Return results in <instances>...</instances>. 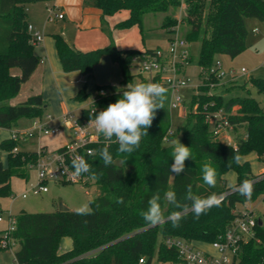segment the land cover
Segmentation results:
<instances>
[{
  "label": "trees",
  "instance_id": "1",
  "mask_svg": "<svg viewBox=\"0 0 264 264\" xmlns=\"http://www.w3.org/2000/svg\"><path fill=\"white\" fill-rule=\"evenodd\" d=\"M36 0H0V129L11 130L19 120L41 119L44 101L40 95L29 97L23 103L10 106L7 102L19 92L36 66L33 45L27 32L26 5ZM185 5L181 23L188 29L183 39L189 44L199 42V68L208 70L219 54L236 57L246 48L245 19L264 22V0H95L94 6L104 17L126 10L129 17L118 23L116 29L137 26L142 31V19L146 14L166 13ZM177 20L164 18L161 28L174 33ZM55 48L64 73L79 72L90 76L101 56H108L122 74L119 86L96 87L91 105L81 110L79 121L95 119L109 104L115 103L127 90V85L137 76L145 83V77L132 75V58L152 54L156 49L118 50L112 43L102 49L81 52L70 46L60 35H53ZM111 40V39H110ZM12 68L20 70V76L11 74ZM155 81L157 78L154 79ZM209 83H219L213 76ZM258 92L264 93V79H250ZM199 85L191 96L190 107L184 115V124L172 134L166 111L167 93L163 108L156 110L148 135L140 140L139 147L131 153L118 152L115 142L92 145L93 154L84 160L90 171L80 174L82 185L94 184L98 195L89 201L92 214L78 215L73 211L50 213H19L15 215V229L10 238L18 247L14 253L16 264H152L155 253L159 264H174L178 255L163 244L165 237H174L197 245H210L223 236L237 216V204L253 202L264 194V178L253 175L245 157L254 153L264 156V109L253 98H231L223 104L220 94ZM79 92L75 99H83ZM196 110L192 112V107ZM221 110L233 128L244 127L245 137L235 145L224 144L210 131L207 117ZM179 140L190 148L192 158L185 162L180 175L170 172L173 163L174 142ZM18 142L6 139L0 142V151L6 152V161L0 158V198L13 195L12 177L27 181L29 164L37 160V152L11 153ZM107 148L113 161L107 167L101 157V149ZM60 148L57 151H62ZM44 147L39 149L44 153ZM240 157L237 164L235 158ZM72 167V161L69 162ZM216 170V185L209 187L203 181V166ZM230 165V167H229ZM232 171L236 185L244 180L253 183L251 196L246 198L232 187L227 188L225 175ZM188 186L195 195L207 196L213 192L223 195L219 206H214L196 217L191 211L183 212L180 226L174 228L169 220L157 225L147 223L142 213L148 208V200L154 193L161 195V206L167 217L174 209L165 200L166 191H175L178 200H184ZM123 203H118L119 198ZM99 205V207H97ZM0 231V241L2 239ZM63 238L71 240V249L60 252ZM258 240V241H257ZM198 247V246H197ZM199 248V247H198ZM0 250H5L0 247ZM142 260V263H140ZM237 264H264V225L255 227V238L241 245Z\"/></svg>",
  "mask_w": 264,
  "mask_h": 264
},
{
  "label": "crops",
  "instance_id": "2",
  "mask_svg": "<svg viewBox=\"0 0 264 264\" xmlns=\"http://www.w3.org/2000/svg\"><path fill=\"white\" fill-rule=\"evenodd\" d=\"M94 2L95 0H36L26 5L28 25L44 37L39 45L33 46V55L38 59V65L29 79L21 84L17 95L9 100V105L16 106L29 97L40 95L44 101L43 116L40 120L47 127L57 129V132L53 135L37 137L35 151L22 150L20 147L19 151L37 152L44 147L47 152H56L64 147L70 142L72 136L71 130L67 124L63 123L62 118L64 116L78 117L82 109L88 108L96 85L119 86L122 79L118 65L105 55L101 56L90 76L79 72L64 73L58 59L53 35H60L70 46L81 52L102 49L110 43L118 50L144 51V44L137 26L129 29L115 28L118 23L129 17L128 11L121 10L106 16L102 23L101 11L94 6ZM48 8H51L53 14H62L63 18L48 19ZM249 21L244 20L245 27ZM254 31L257 32V30ZM172 36L169 35L157 48H165ZM10 72L16 76L21 74L18 68H12ZM138 83H140L139 79ZM79 92H83L84 95L81 100L75 99ZM89 96L91 97L85 104L84 101ZM24 121L25 125L21 124L22 120L17 122L15 126L17 130L31 128L33 120ZM0 133H2L0 142L9 139L10 130L0 129ZM5 136H7L6 139ZM15 179L23 180L12 177L10 187L12 180ZM70 249L71 240L69 239V247L60 248V252ZM200 249L215 255L212 249L211 251Z\"/></svg>",
  "mask_w": 264,
  "mask_h": 264
},
{
  "label": "rangeland",
  "instance_id": "3",
  "mask_svg": "<svg viewBox=\"0 0 264 264\" xmlns=\"http://www.w3.org/2000/svg\"><path fill=\"white\" fill-rule=\"evenodd\" d=\"M184 9L185 5L181 4L177 10H169L166 13H150L143 16L142 31L140 34L142 43L144 44V50L160 47L169 35L183 38L184 33L188 29L185 24L181 23ZM166 17L177 20L174 33H168L165 29L161 28V23ZM247 20L250 21L246 23L245 27L247 31L246 48L234 58H230L225 54H219L215 57V60L220 62L221 70L225 75L221 77L220 82L214 89L213 93L221 95L223 104L231 98L242 99L250 97L257 101L264 109V93L258 92L257 89L250 84V79H264V22L252 18ZM254 30H257V32ZM199 49V42H192L187 45L190 61L185 67H183L180 73L177 74L179 80L185 81L186 79H189L190 82L171 92L166 91V111L169 117L171 131H174L177 127H182L184 124V115L190 107L191 96L194 93L193 89L198 84L200 68L197 65V60L199 57ZM97 64L98 62L94 67ZM241 69H244L246 73H239ZM231 71L236 73L234 79H232V75H230ZM131 74H137L135 67H132ZM138 79L139 78L135 76L131 83H138ZM107 86H109V84L96 85V87ZM91 96L84 101L85 104L88 103ZM176 96H179L182 99V104L179 107L172 109L169 107V101ZM7 104L9 105L10 102L8 101ZM195 110L196 108L193 106L192 112ZM24 122L25 121L22 120L21 124L25 125ZM11 130L17 129L16 127H13ZM0 136H2V133H0ZM245 136V128L238 127L226 130V132L218 136L217 139L224 144L235 145L239 138H244ZM37 137L38 136H34L32 138H27L25 141H21L18 144V148L20 147L22 150L27 151H35ZM261 158H258L254 153L245 157V160L250 164V169L253 175H258L263 170L264 163L261 161ZM230 182L234 184L236 183V175L232 171H229L225 175V184L227 188H230ZM11 187L13 195L11 197L0 198V212L3 217H5L8 212L17 215L21 210L27 213H50L56 209L58 210L60 205L66 207L68 211L76 212V209L79 206L84 203H89V201L94 199L99 193L98 188L94 184L81 185L48 182L46 183V193L34 194L33 190L37 187L36 172L34 170H30V176L27 181L19 179L12 180ZM22 194H26V197L22 198ZM262 210V197L260 196L253 202L237 204L233 212L239 213L243 211H252L264 225V213ZM6 228L7 221L5 220L0 223V231L5 230ZM67 247H69V239L63 238L60 242V248L64 249ZM199 247L211 251V248H209V245L207 244H202ZM17 249V246H13L7 250H0V264H16L14 253ZM152 264H159L156 262L155 253L153 254Z\"/></svg>",
  "mask_w": 264,
  "mask_h": 264
},
{
  "label": "built area",
  "instance_id": "4",
  "mask_svg": "<svg viewBox=\"0 0 264 264\" xmlns=\"http://www.w3.org/2000/svg\"><path fill=\"white\" fill-rule=\"evenodd\" d=\"M62 14H53L51 8H48V19H62ZM27 32L30 35V41L33 46L39 45L43 41V34L34 30L30 25L27 26ZM188 43L177 36H172L165 48L156 49L152 54H144L132 58V66L137 70V74L145 77V83H158L163 86L166 91L176 90L178 87L185 86L190 81L189 79L179 80L177 74L185 67L190 59L187 50ZM241 74L246 71L241 69ZM225 73L221 70V64L215 60L213 65L205 70L200 68L198 75V84L193 89L194 92L199 85L208 86L210 89L217 86L216 83H209L211 76L217 78L220 82L221 77ZM232 79L236 73L231 71ZM157 78L155 81L154 79ZM182 104V99L179 96L170 99L169 107L175 109ZM49 119V117H46ZM92 120L79 121L77 117L64 116L62 121L67 124L71 130V140L63 148L62 151L40 153L37 151V160L33 164H29L28 168L36 172L37 187L33 190L34 194L46 193V183H73L81 184L84 179L79 175H74V169L70 167L69 162L73 161L77 156L85 159L93 154L92 145L108 144L110 141L105 140L102 134L98 133L92 123ZM208 125L213 136H220L226 130L233 127L227 119L222 116V112H214L207 117ZM57 132L55 128H49L40 119H34L32 126L25 130H10L9 139L18 144L25 141L27 138L34 136H48ZM172 131H168V135ZM115 141V137H113ZM19 151L18 146L14 147L11 153L15 154ZM6 152L0 151V158ZM264 163V156L261 158ZM264 178V167L257 179ZM26 194H22L25 198ZM262 197V212L264 213V194ZM223 199V195H222ZM237 216L233 222L227 227L223 236H220L216 241L211 243L209 247L215 252L210 254L195 246L192 242L174 237H165L162 239L163 244L168 249H174L178 255V261L174 264H237L238 254L241 245L255 238V227L263 225L262 221L256 217L252 211H243L236 213ZM7 221V228L2 230V239L0 247L2 249H10L15 246L10 238V233L15 229V215L8 212L5 217L0 212V223ZM261 222L260 225L258 223ZM258 241V240H257ZM142 263V260H140Z\"/></svg>",
  "mask_w": 264,
  "mask_h": 264
},
{
  "label": "clouds",
  "instance_id": "5",
  "mask_svg": "<svg viewBox=\"0 0 264 264\" xmlns=\"http://www.w3.org/2000/svg\"><path fill=\"white\" fill-rule=\"evenodd\" d=\"M166 89L158 83H129L123 96L115 103L109 104L98 114L95 113V119L90 121L96 131L103 135L105 140L115 142L119 145L118 152L131 153L139 147L140 140L144 135H148L147 129L151 127L156 115V110L163 108V100ZM115 137V141H113ZM7 136H5V139ZM101 157L104 165L107 167L113 161L112 155L107 148L101 149ZM192 158L190 148L183 145L179 140L174 142L170 172L174 175H180L185 171V162ZM6 161V154L2 158ZM236 163H240V157L235 158ZM74 175L79 176L82 173L90 171V165L80 156L72 161ZM230 167V165H229ZM203 181L209 187L216 185V170L210 165L205 164L202 169ZM230 187L238 191L242 196L248 198L253 191V183L244 180L239 185L230 182ZM165 200L173 206L174 210L167 217L161 206V195L159 192L153 194L148 200V208L142 213L144 220L157 225L164 220H169L174 228L180 226L183 219V212L191 211L196 217L204 214L214 206H219L222 201V195L215 192L207 195H195L191 186H188L184 200L190 201V204L182 203L177 198L175 191H166ZM118 203H123V198H119ZM99 207V205H97ZM78 215H90L92 210L89 203H84L76 209Z\"/></svg>",
  "mask_w": 264,
  "mask_h": 264
},
{
  "label": "water",
  "instance_id": "6",
  "mask_svg": "<svg viewBox=\"0 0 264 264\" xmlns=\"http://www.w3.org/2000/svg\"><path fill=\"white\" fill-rule=\"evenodd\" d=\"M58 210H59L60 212H66V211H68L67 208L64 207V206H62V205H60V207H59ZM22 213H25V212L22 211L21 214H22ZM260 224H261V222L258 223V225H260Z\"/></svg>",
  "mask_w": 264,
  "mask_h": 264
}]
</instances>
